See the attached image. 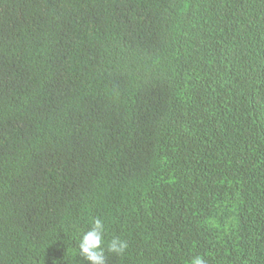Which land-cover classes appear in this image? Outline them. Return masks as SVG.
Segmentation results:
<instances>
[{"label": "trees", "instance_id": "trees-1", "mask_svg": "<svg viewBox=\"0 0 264 264\" xmlns=\"http://www.w3.org/2000/svg\"><path fill=\"white\" fill-rule=\"evenodd\" d=\"M264 264V0H0V264Z\"/></svg>", "mask_w": 264, "mask_h": 264}, {"label": "clouds", "instance_id": "clouds-1", "mask_svg": "<svg viewBox=\"0 0 264 264\" xmlns=\"http://www.w3.org/2000/svg\"><path fill=\"white\" fill-rule=\"evenodd\" d=\"M105 227L104 222L97 218L93 221L91 227L82 233L79 238V254L88 262V264H107V253L123 255L128 249V242L119 237H114L106 242L104 239ZM191 264H206L202 256H195Z\"/></svg>", "mask_w": 264, "mask_h": 264}]
</instances>
